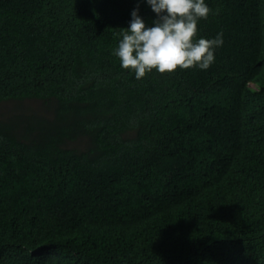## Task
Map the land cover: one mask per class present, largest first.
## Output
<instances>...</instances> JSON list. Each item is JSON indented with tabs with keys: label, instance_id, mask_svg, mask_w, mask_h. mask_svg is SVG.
<instances>
[{
	"label": "trees",
	"instance_id": "1",
	"mask_svg": "<svg viewBox=\"0 0 264 264\" xmlns=\"http://www.w3.org/2000/svg\"><path fill=\"white\" fill-rule=\"evenodd\" d=\"M207 70L113 55L143 0H0V264H264V0H206Z\"/></svg>",
	"mask_w": 264,
	"mask_h": 264
},
{
	"label": "clouds",
	"instance_id": "2",
	"mask_svg": "<svg viewBox=\"0 0 264 264\" xmlns=\"http://www.w3.org/2000/svg\"><path fill=\"white\" fill-rule=\"evenodd\" d=\"M155 13L150 26L131 12L127 28L118 33L113 49L120 66L134 73L136 79L155 70L172 73L177 69L207 70L215 61V50L223 44V33L212 39L198 35V24L207 19L210 7L206 0H143Z\"/></svg>",
	"mask_w": 264,
	"mask_h": 264
},
{
	"label": "rangeland",
	"instance_id": "3",
	"mask_svg": "<svg viewBox=\"0 0 264 264\" xmlns=\"http://www.w3.org/2000/svg\"><path fill=\"white\" fill-rule=\"evenodd\" d=\"M11 108H13L12 104H5L0 107V113L4 115V113L8 112Z\"/></svg>",
	"mask_w": 264,
	"mask_h": 264
}]
</instances>
